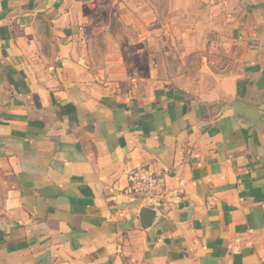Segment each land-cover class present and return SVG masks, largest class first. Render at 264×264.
Instances as JSON below:
<instances>
[{"label": "crops", "instance_id": "0c3cea01", "mask_svg": "<svg viewBox=\"0 0 264 264\" xmlns=\"http://www.w3.org/2000/svg\"><path fill=\"white\" fill-rule=\"evenodd\" d=\"M167 2L224 62L192 87L127 36L154 2L0 0V264H264V0ZM139 167L170 191L150 229Z\"/></svg>", "mask_w": 264, "mask_h": 264}, {"label": "rangeland", "instance_id": "374dc122", "mask_svg": "<svg viewBox=\"0 0 264 264\" xmlns=\"http://www.w3.org/2000/svg\"><path fill=\"white\" fill-rule=\"evenodd\" d=\"M152 2L160 7L154 15L162 27L151 29L150 24L144 23L143 28L138 26L136 29L129 25L127 36L141 39V45H147L148 50L150 47L155 50L160 80L169 79L174 81L173 84L192 87L212 72L223 68L224 62L218 60L220 55L214 44L213 30L198 29L197 25L190 24L198 21L199 13H172L167 10V0H126L133 7L141 3L150 7ZM151 17L154 16H148L147 20L150 21Z\"/></svg>", "mask_w": 264, "mask_h": 264}, {"label": "built area", "instance_id": "2783aa9c", "mask_svg": "<svg viewBox=\"0 0 264 264\" xmlns=\"http://www.w3.org/2000/svg\"><path fill=\"white\" fill-rule=\"evenodd\" d=\"M128 193L141 208L159 209L170 198L166 176L146 167L136 168L129 173Z\"/></svg>", "mask_w": 264, "mask_h": 264}, {"label": "water", "instance_id": "95a60500", "mask_svg": "<svg viewBox=\"0 0 264 264\" xmlns=\"http://www.w3.org/2000/svg\"><path fill=\"white\" fill-rule=\"evenodd\" d=\"M247 107L240 104L238 101H232L225 110H234L237 114L239 113V116L244 115ZM243 112V114L241 113ZM238 116V118H239ZM246 118L245 116H242L240 119ZM243 120V119H242ZM158 209L148 208L144 207L141 209L140 218L142 222V226L145 229H150L156 220Z\"/></svg>", "mask_w": 264, "mask_h": 264}]
</instances>
